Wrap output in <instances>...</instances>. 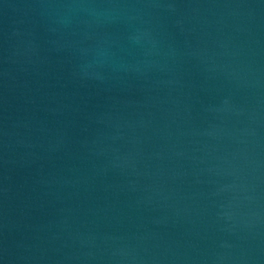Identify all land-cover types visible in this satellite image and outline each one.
I'll list each match as a JSON object with an SVG mask.
<instances>
[{
	"label": "water",
	"instance_id": "95a60500",
	"mask_svg": "<svg viewBox=\"0 0 264 264\" xmlns=\"http://www.w3.org/2000/svg\"><path fill=\"white\" fill-rule=\"evenodd\" d=\"M0 264H264V0H0Z\"/></svg>",
	"mask_w": 264,
	"mask_h": 264
}]
</instances>
